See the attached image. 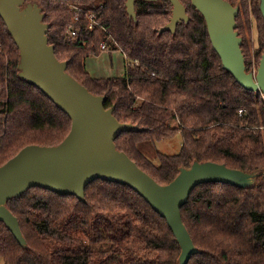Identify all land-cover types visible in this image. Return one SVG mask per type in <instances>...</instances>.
<instances>
[{
    "label": "trees",
    "instance_id": "16d2710c",
    "mask_svg": "<svg viewBox=\"0 0 264 264\" xmlns=\"http://www.w3.org/2000/svg\"><path fill=\"white\" fill-rule=\"evenodd\" d=\"M224 1L239 7L235 30L250 71L252 17L256 66L264 53L259 0ZM181 2L189 21L159 34L171 16L168 0H135V21L125 0H25L41 7L48 43L68 62L67 72L90 93L104 95L119 122L143 129L121 133L115 146L157 183H169L194 161L262 171L252 188L197 185L180 213L198 251L188 264H264V99L223 69L203 17L189 0ZM102 43L125 56L123 76L88 74L85 60L99 55ZM18 63L0 18V166L28 145L59 144L71 127L65 113L18 77ZM176 134L182 139L177 153L156 150L155 143ZM7 207L27 247L0 222L1 264H178L180 247L165 219L125 185L92 181L85 202L33 187Z\"/></svg>",
    "mask_w": 264,
    "mask_h": 264
},
{
    "label": "water",
    "instance_id": "95a60500",
    "mask_svg": "<svg viewBox=\"0 0 264 264\" xmlns=\"http://www.w3.org/2000/svg\"><path fill=\"white\" fill-rule=\"evenodd\" d=\"M189 1L203 17L223 69L244 89L264 95V53L255 73L246 71L242 39L235 30L239 7L224 0ZM168 2L172 6L171 16L158 30L159 34L174 33L177 24L189 21L181 0ZM125 9L135 21V0H125ZM259 11L264 20V0H259ZM0 18L19 51L18 77L35 86L71 121L69 133L59 144L28 145L0 166V222L26 248L18 219L7 207L9 200L37 187L85 202V187L92 181L122 184L165 219L180 247L178 264H188L198 251L182 222L180 209L191 191L205 183L252 188L262 171L246 172L210 161H194L187 168L181 167L169 183H157L115 146L121 133L143 129L119 122L113 114L114 106H104V95L90 93L67 72L68 62L58 60L53 45L48 43L49 25L43 21L41 7L25 0H0Z\"/></svg>",
    "mask_w": 264,
    "mask_h": 264
},
{
    "label": "crops",
    "instance_id": "0c3cea01",
    "mask_svg": "<svg viewBox=\"0 0 264 264\" xmlns=\"http://www.w3.org/2000/svg\"><path fill=\"white\" fill-rule=\"evenodd\" d=\"M88 74L93 78L121 77L126 71V59L120 50H102L85 60Z\"/></svg>",
    "mask_w": 264,
    "mask_h": 264
},
{
    "label": "rangeland",
    "instance_id": "374dc122",
    "mask_svg": "<svg viewBox=\"0 0 264 264\" xmlns=\"http://www.w3.org/2000/svg\"><path fill=\"white\" fill-rule=\"evenodd\" d=\"M251 20H252V25L250 27L251 33L247 40H248V50L251 57L249 59V65H251L250 72L255 73L256 68L258 66V65L256 66V58L254 56L255 49L257 48V30L255 27L256 26L255 19L252 17ZM181 142L182 139L180 134H176L169 139H163L155 143V147L158 152L171 155L177 153L180 150Z\"/></svg>",
    "mask_w": 264,
    "mask_h": 264
},
{
    "label": "built area",
    "instance_id": "2783aa9c",
    "mask_svg": "<svg viewBox=\"0 0 264 264\" xmlns=\"http://www.w3.org/2000/svg\"><path fill=\"white\" fill-rule=\"evenodd\" d=\"M78 11H79V10H78ZM87 17H88V19L90 20V24H89L88 28H91V27L95 24V22H94V18H95V16H94L93 14H89ZM76 19H77V18H76ZM70 36H74V32H70ZM101 49H102V50L107 49V45H106V43H102V44H101ZM262 97H263V99H264V95H263V94H262ZM242 112H243L242 110H239L238 114L241 115Z\"/></svg>",
    "mask_w": 264,
    "mask_h": 264
}]
</instances>
